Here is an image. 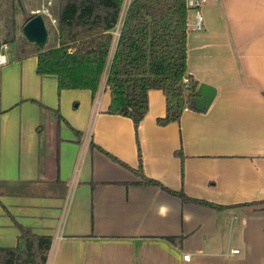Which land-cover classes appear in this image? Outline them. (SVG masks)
<instances>
[{"label":"crops","instance_id":"crops-1","mask_svg":"<svg viewBox=\"0 0 264 264\" xmlns=\"http://www.w3.org/2000/svg\"><path fill=\"white\" fill-rule=\"evenodd\" d=\"M199 11L202 30L196 10L188 16V73L199 90L215 87L216 97L160 125L166 97L151 90L138 129L143 168L168 188L229 207L138 184L141 177L91 147L139 166L132 119L107 113L109 65L95 97L90 90L59 93L56 76L38 74L36 55L20 57L5 44L0 246L18 244L14 218L53 236L47 264H264V203L237 206L264 201V0H208ZM32 99L59 108L69 124L58 130L55 113ZM69 125L82 132L79 139Z\"/></svg>","mask_w":264,"mask_h":264},{"label":"trees","instance_id":"trees-1","mask_svg":"<svg viewBox=\"0 0 264 264\" xmlns=\"http://www.w3.org/2000/svg\"><path fill=\"white\" fill-rule=\"evenodd\" d=\"M2 1L10 2L11 14L6 17L4 28L0 26V50L3 45L17 41L20 29L16 16L17 0ZM53 9L57 19L53 44L42 49L21 36L17 52L20 57L36 55L38 74L56 76L59 93L73 89L90 90L95 97L109 65L106 86L111 102L107 113L132 119L139 166L130 167L94 142L91 147L96 146L113 161L141 177L138 184L158 185L184 202L214 209L228 208L192 198L183 189L168 188L146 176L143 168L138 129L148 113L151 90H162L166 97V114L157 120L160 125L180 121L186 108L205 109L197 102L199 81L188 73V16L191 8L187 0H56ZM37 14L26 12L21 28ZM44 17L46 20V15ZM116 31H119L118 35ZM31 101L55 113L58 130L61 122L69 124L59 108L52 109L36 99ZM69 126L79 139L82 132ZM177 155L184 158L182 150L177 151ZM263 203L256 201L237 206ZM13 220L20 231L18 244L0 246V264H47L53 236L38 234L32 227ZM175 239L181 237H171V240Z\"/></svg>","mask_w":264,"mask_h":264},{"label":"rangeland","instance_id":"rangeland-1","mask_svg":"<svg viewBox=\"0 0 264 264\" xmlns=\"http://www.w3.org/2000/svg\"><path fill=\"white\" fill-rule=\"evenodd\" d=\"M40 1L41 2H39V0H21V1L17 0V3L15 1L16 8H17L16 16H17V21H18V25H19L20 29L18 31L17 41H15L12 44L11 43L7 44L8 47L12 51L16 52L17 45H19L21 43L22 37H24L22 34L21 25L23 24V19L25 18L26 12H31L33 9H35L36 11H41L42 8L44 10H46V9L49 10L48 13H44V15H46V25H47L48 29L50 30L49 41H48L45 48H49L53 44L54 39H55V28L57 25L56 14L54 13V9H53V6H54L56 0H40ZM19 2L21 3V5L19 4ZM191 11H193V8H191L189 10V12H191ZM10 14H11L10 2H4V1L0 0V26L1 27L4 26V21H5L6 17Z\"/></svg>","mask_w":264,"mask_h":264},{"label":"water","instance_id":"water-1","mask_svg":"<svg viewBox=\"0 0 264 264\" xmlns=\"http://www.w3.org/2000/svg\"><path fill=\"white\" fill-rule=\"evenodd\" d=\"M23 36L40 48H45L49 41V30L43 13L30 18L22 27ZM217 94L215 87L204 85L203 90H199L197 102L201 108H208L214 101Z\"/></svg>","mask_w":264,"mask_h":264},{"label":"built area","instance_id":"built-area-1","mask_svg":"<svg viewBox=\"0 0 264 264\" xmlns=\"http://www.w3.org/2000/svg\"><path fill=\"white\" fill-rule=\"evenodd\" d=\"M208 0H187V5L190 8H193L196 10L195 14V28L197 30H202L204 28V16L202 13L199 11V8L206 3ZM4 46L0 50V65H4L8 62L6 59L5 54L3 53ZM186 82L188 81L187 79L185 80ZM232 254H239L240 251L239 249H232L231 250ZM184 259L189 261L190 260V255H184Z\"/></svg>","mask_w":264,"mask_h":264}]
</instances>
